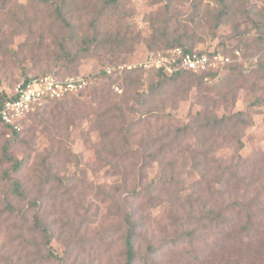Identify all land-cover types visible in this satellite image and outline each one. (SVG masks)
Returning <instances> with one entry per match:
<instances>
[{
  "label": "rangeland",
  "instance_id": "obj_1",
  "mask_svg": "<svg viewBox=\"0 0 264 264\" xmlns=\"http://www.w3.org/2000/svg\"><path fill=\"white\" fill-rule=\"evenodd\" d=\"M171 1L0 0V93L49 72L92 81L19 135L0 127V264H126L127 217L135 264H264V0ZM126 30L141 36L96 47ZM178 36L243 61L151 95L138 64Z\"/></svg>",
  "mask_w": 264,
  "mask_h": 264
},
{
  "label": "built area",
  "instance_id": "obj_2",
  "mask_svg": "<svg viewBox=\"0 0 264 264\" xmlns=\"http://www.w3.org/2000/svg\"><path fill=\"white\" fill-rule=\"evenodd\" d=\"M241 51L234 56L222 52L207 54L203 51L188 52L182 47L167 51L152 52L138 67L162 70L167 75L178 71H194L196 73L214 74L227 65L242 63ZM89 77H78L61 80L47 75L40 79L32 78L19 83L10 93L9 99L0 107V122L19 127V122L35 113L46 101L61 100L83 91L90 83Z\"/></svg>",
  "mask_w": 264,
  "mask_h": 264
},
{
  "label": "trees",
  "instance_id": "obj_3",
  "mask_svg": "<svg viewBox=\"0 0 264 264\" xmlns=\"http://www.w3.org/2000/svg\"><path fill=\"white\" fill-rule=\"evenodd\" d=\"M114 1H117V0H103V2H107L105 4L106 5H110L109 3H112ZM159 1H171V0H159ZM172 2V1H171ZM63 7V5L61 6ZM56 8V11L59 12L58 16L59 18H61L64 23H66V20L64 19V17L62 16L63 14H60V10L63 9V8ZM201 14H193L192 17H201L200 16ZM221 15H224V14H219V17H221ZM172 20V18H165L163 21L165 22L166 25H168L170 23V21ZM193 20V19H192ZM159 20L156 19V23H158ZM129 30V29H127ZM125 31V32H119L117 34H113V36H110L109 38H107L106 40L104 41H99L97 42L96 44V47H105L107 48L108 50H110L111 52H117V51H120L123 49V47H125L126 45H129L131 44V41L132 40H136L138 37L141 36V34H138V36H136L135 34L132 35L134 33V31ZM157 33L158 34H154V42L157 40L161 41L163 38H169V32L168 30L165 28H163L162 30H158L157 29ZM182 36H178L176 38H174L172 41H166L164 42V45H166L168 48H166L165 50L163 51H167V50H170V49H173L175 47H182L183 49H185L186 51L188 52H194V51H203L207 54H215V53H218V52H222L223 54L225 55H228V56H234L235 54V51H241L242 49L240 47H237V48H232V49H228V48H215V49H205V50H201V49H198V48H195V47H192L190 46L189 44L183 42V38ZM95 41H98V38H95ZM62 46V49L65 53H67L66 55L67 56H70V58L72 59L74 57L77 58L76 55H73L71 56L70 53L68 54V51L66 50V47L64 44H61ZM90 50V48L88 49V51ZM153 52H160V51H153ZM70 59V60H71ZM238 65L236 64H232V65H227V66H224L223 68L221 69H218L216 73L214 74H209L210 78L211 77H214L215 74H221V72H226L224 74V76H226L227 74L228 75H231V74H234L235 71H237ZM141 68V67H140ZM143 69V68H142ZM151 70H154L157 72V81L154 83V84H151V88H150V94L152 95V93L154 95L157 94V91H163V89L165 88L166 86V82L163 81L164 79L168 80L166 76L169 77V79H173V80H177V79H181L182 77H191V76H195V78H200V79H204L206 77V75H208L207 73H196L194 71H178V72H175L174 74L172 75H167L165 74L162 70H156V69H151ZM47 75H52V76H55L61 80H65V79H69L68 78H63L62 76L59 75V73H56V72H49V73H44V74H40V75H36L34 77H29L27 79H25L24 81H28V80H31L32 78H35V79H40L44 76H47ZM106 75V74H105ZM85 91V90H83ZM83 91H81L80 93H82ZM79 94V93H78ZM9 94H5V93H0V107L3 105V103L9 99ZM71 97V96H70ZM69 97H65L61 100H64V99H67ZM50 101H46L44 103V105L48 104ZM240 112H237L235 114L234 117H236L239 121H241L243 118H241L240 116ZM32 115L30 116H27L25 117L24 119H22L20 122H19V127H15L14 125H10V124H5V123H2L0 122V127H2L4 130H6L8 132V134H10V136H17L19 135V133L23 130V126H24V123L29 119V117H31ZM20 127H21V130H20ZM6 157L10 160H12L13 158L6 155ZM21 166V163L20 162H16V169H19ZM13 187H14V192L21 198V199H24L26 197V194H25V190L24 188L22 187L21 183L19 181H13ZM11 208V206H9ZM38 222V221H37ZM127 223H128V230H127V233H126V236H125V248H126V264H135V259L137 258V252L135 250V240H136V236H137V229H138V224L135 220H132L131 217H127ZM40 227L41 225L38 224ZM43 228V227H42ZM247 241H250L251 243L249 245H252L254 244L255 242L254 239H253V234H250V230L252 228L249 227V225L247 226ZM59 258V257H58ZM62 259L59 258V264H63L62 263Z\"/></svg>",
  "mask_w": 264,
  "mask_h": 264
}]
</instances>
